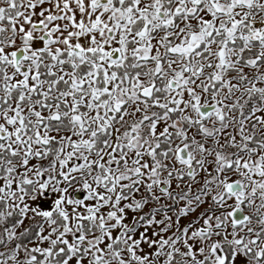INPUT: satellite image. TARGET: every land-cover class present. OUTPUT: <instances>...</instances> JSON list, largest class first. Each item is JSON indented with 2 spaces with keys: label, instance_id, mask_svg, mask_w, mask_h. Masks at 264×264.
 Listing matches in <instances>:
<instances>
[{
  "label": "snow or ice",
  "instance_id": "6c2138e0",
  "mask_svg": "<svg viewBox=\"0 0 264 264\" xmlns=\"http://www.w3.org/2000/svg\"><path fill=\"white\" fill-rule=\"evenodd\" d=\"M0 264H264V0H0Z\"/></svg>",
  "mask_w": 264,
  "mask_h": 264
}]
</instances>
